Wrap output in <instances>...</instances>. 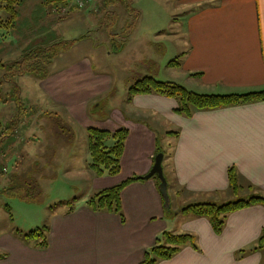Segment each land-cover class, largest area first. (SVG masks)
I'll use <instances>...</instances> for the list:
<instances>
[{"label":"crops","instance_id":"obj_1","mask_svg":"<svg viewBox=\"0 0 264 264\" xmlns=\"http://www.w3.org/2000/svg\"><path fill=\"white\" fill-rule=\"evenodd\" d=\"M27 1L36 2L35 7L44 5L43 0ZM24 5L22 2L18 19ZM173 5L170 15L163 10L168 15L165 18L168 28L157 27L153 34L154 42L164 43L166 51L159 49L160 54L149 56L158 69L141 67V73L153 75L145 78L174 82L198 94H247L264 90V0H173ZM31 7L34 6L24 10ZM65 7H70L69 13L57 14L54 22L72 13H83L80 18L87 14L94 16L97 30L107 27L109 35L114 27L128 33L136 31L138 26L132 30L127 11L107 8L104 0H93L86 8H79L72 0ZM107 11L115 14L108 17ZM177 12L180 18L174 19ZM37 14L32 11L34 17ZM110 20H118L117 26L109 24ZM109 25L114 26L109 28ZM85 37L72 39L78 40L73 47L89 41V36L84 40ZM115 43L118 46L105 52L110 59L122 56L128 47ZM10 45L13 50V44ZM91 46L86 56L75 63V68H65L33 84L51 106L40 111L36 119L34 116L30 124L27 117L28 122L17 130V134L20 130L29 131L21 140L28 153L33 147L34 156L52 160L57 159V153L39 154L48 147L49 137L37 125L40 116L50 111L64 120L72 119L83 135L78 140L69 137L78 154L70 158L73 162L66 175L80 182L83 192L71 206L64 205L51 212L47 226L49 244L44 249L25 243L22 236L10 229L0 233V264H141L166 232L193 235L196 243L182 247L170 259L157 264H264V247L258 248L264 230V204L253 203L229 214L220 231L214 229L210 218L182 210L195 203L223 204L253 196L264 198V100L194 110L186 115L177 111L180 107L177 98L156 93L131 95L128 91L122 99L118 96L120 100L114 102L116 105L104 122H95L88 118L89 106L96 98L110 93L113 79L109 74H96L89 56L95 50ZM178 48H183L180 53ZM27 52L24 50L20 58ZM2 64L0 61L1 73ZM27 77L34 76L15 77V82H10L13 88H21V97L32 96L20 83ZM29 80L32 79L27 81L30 85ZM3 82L7 81L3 79ZM62 108V114L57 112ZM90 128L128 132L117 175L98 176L90 169ZM42 136L47 142L36 147L35 142ZM14 138L4 140L7 147ZM162 141L168 144L170 152L167 170L164 167L163 170L168 195L171 189L176 198L175 207L170 197L166 202L160 190L161 181L155 176L123 188L121 214L94 211L88 206L97 193L149 175L160 155ZM83 143L87 145L86 153L80 150L85 148ZM1 155L7 161L11 159L4 153ZM163 156L164 162L166 154ZM1 169L0 164V175L4 173ZM230 169H235L238 175L241 189L237 194L231 189ZM5 182L7 188L11 186L14 174L8 175Z\"/></svg>","mask_w":264,"mask_h":264},{"label":"rangeland","instance_id":"obj_2","mask_svg":"<svg viewBox=\"0 0 264 264\" xmlns=\"http://www.w3.org/2000/svg\"><path fill=\"white\" fill-rule=\"evenodd\" d=\"M36 1L40 2L41 0ZM22 2H25V5L20 9L19 19L15 25L11 26L1 24V22L7 21L8 13L1 8L2 4L0 3V61L4 62V65L11 64L14 60L19 61V59H22L20 57L24 50L29 52L41 46H50L68 41L64 39L65 36L70 40L86 36L85 40L89 36V41H83L82 44L73 47L61 59L56 60L50 67V74H58L65 68H75L78 60L86 56L89 46L92 45L91 47L95 50L90 52L89 56L94 61V68L97 70L96 74H109L113 79V89L110 93L108 92L96 98L89 106L87 111L88 118L95 122H104L116 105L114 102L120 100L119 97L122 99L126 96L135 81L142 80L145 76L152 74L141 73L139 71L141 67H147V69L152 71L158 69L157 66L151 63L149 56L155 55L156 52L160 54V50L166 51V47L164 43L156 44L153 40V34L157 32L155 31L157 27L160 30L168 28V21L165 18L174 10L173 0H132V12H130L132 15H129L132 19L131 24H138L136 31L129 30L128 33H125L121 28L114 30L116 28L114 27L112 34L109 35L107 27L102 31L97 30L98 23L95 22L97 20L89 14L85 18H80L83 13H72L66 19L54 22L53 17L57 14L49 13L45 5L41 4L35 7L37 5L36 2H28L27 0H22ZM30 5L34 7L24 10ZM118 7L126 9L122 5ZM32 11L38 14L34 17ZM179 16V12H177V16L174 15L173 18L179 19ZM108 22L114 25L117 23L112 20ZM180 25L179 22L178 26ZM130 28L133 30L132 27ZM129 35H131V38ZM115 41L121 44L120 47H128L125 50L126 53L122 56L110 59L105 52L108 49L112 51L118 46ZM11 43L14 46L13 50ZM165 44L167 46V43ZM182 49L178 48V53ZM0 75L2 76L0 83L1 134L17 109L15 103L17 96L14 94L16 87L13 88L10 82H3L5 76L11 78L10 72L7 69H3ZM49 76L45 79H48ZM28 79H32L29 80L32 84L29 85ZM20 81L25 91H30L32 94L31 97H27V94L22 96V103H24L28 112L26 113V120L29 117L30 124L34 116V119H36V115L40 111L46 110L51 105L46 101V98H43L40 90H36L33 85L34 83L38 84V81H40L38 77H27ZM8 92H10V95L7 94ZM25 100H28V102H25ZM57 112L62 114L64 110L62 108L61 111L58 110ZM61 119L42 117L38 123L35 120L40 130L49 135L48 147H44L39 154L57 153V159L46 160L43 157L39 159L38 156L32 154L33 147L28 153L26 150L29 149H25L21 141L29 134V131L26 130H20L18 134L17 131L15 132V138L10 147L6 146V141H1L0 156L2 159L0 164L4 173L0 175V233L10 229L16 235L24 236L38 228L49 227L51 212L59 210L64 205L66 207L71 206V203L77 200V196L82 194L83 186L81 183L66 175V171L71 168L70 164L73 162L70 158L78 154V148L71 146L69 137L75 136L76 140H78L82 138L83 133L72 119ZM45 142L47 141L42 136L39 141L35 142L36 147L40 148L45 145ZM83 147L85 148L83 150L80 148V150L86 153V143H83ZM2 153L5 154V157L11 159L7 161L1 155ZM158 154H166L163 167L167 170L170 152L165 141H162L161 151ZM88 162H90V159ZM11 173L14 174V183L7 188L8 184L5 185V181ZM172 195L173 192L170 189L169 197L173 207H175L176 198Z\"/></svg>","mask_w":264,"mask_h":264},{"label":"trees","instance_id":"obj_3","mask_svg":"<svg viewBox=\"0 0 264 264\" xmlns=\"http://www.w3.org/2000/svg\"><path fill=\"white\" fill-rule=\"evenodd\" d=\"M72 0H43L46 7H62L68 5ZM107 8H116L120 5L125 6L128 14L132 15V0H104ZM1 8L8 13V19L1 22L5 26L15 25L18 20L19 8L22 6V0H0ZM106 16L115 13L106 12ZM115 22H118L115 21ZM117 25V23H116ZM136 25V24H135ZM131 24V27L135 26ZM114 25H109L112 28ZM80 40V39H79ZM78 40L63 41L46 47H38L27 52L21 60L12 62L8 65H1V68L7 69L11 78L5 76L7 82L14 81L15 77L35 76L44 80L50 75V67L54 61L62 54L69 51ZM174 63V62H172ZM196 76V75H194ZM15 82V81H14ZM130 94H162L168 97L177 98L180 107L179 113L190 115L194 110L215 109L225 106L244 104L264 100V90L250 92L247 94H198L174 82H161L151 77H146L136 81L130 88ZM14 94L17 96L15 103L17 109L10 121L0 134V143L5 139L14 136L20 125L26 120L27 110L22 103L21 88L16 86ZM24 106V108H23ZM42 117H54L62 120L58 113L46 111ZM89 133V167L98 176L109 175L115 176L120 172V160L124 151L125 141L128 135L126 130H119L114 133L102 131L94 128L88 129ZM159 180L157 176H155ZM143 178H133L125 181L119 186L110 188L97 193L88 202V206L94 211H108L113 213H122L121 193L123 188L132 182L140 181ZM229 180L232 191L237 194L241 187L239 185L238 175L235 169L229 170ZM160 183V180H159ZM253 203L264 204V198L253 196L247 200H238L223 204L217 203H195L184 207L182 210L196 216L208 217L213 223L214 229L220 231L225 223L227 216L235 211L246 208ZM25 243H32L37 248L44 249L48 246V227L38 228L30 231L21 238ZM196 238L193 235H175L164 233L160 243L151 248L141 264H157L159 261L170 259L182 247L186 245H195ZM264 247V230L258 242V248Z\"/></svg>","mask_w":264,"mask_h":264},{"label":"water","instance_id":"obj_4","mask_svg":"<svg viewBox=\"0 0 264 264\" xmlns=\"http://www.w3.org/2000/svg\"><path fill=\"white\" fill-rule=\"evenodd\" d=\"M163 160H164L163 154H160L158 157H156L155 164H154L152 171L150 172L149 175L143 177V179H150V178L157 175L161 181L160 190H161L166 202H169L168 182L164 176Z\"/></svg>","mask_w":264,"mask_h":264},{"label":"built area","instance_id":"obj_5","mask_svg":"<svg viewBox=\"0 0 264 264\" xmlns=\"http://www.w3.org/2000/svg\"><path fill=\"white\" fill-rule=\"evenodd\" d=\"M93 0H73V3L79 8H86ZM51 13L56 14H67L69 13L70 7H52L49 9Z\"/></svg>","mask_w":264,"mask_h":264}]
</instances>
